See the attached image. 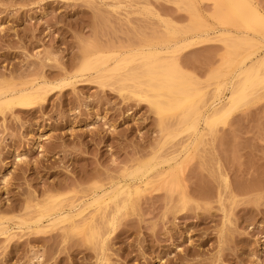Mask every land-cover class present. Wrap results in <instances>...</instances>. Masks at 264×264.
<instances>
[{
  "label": "rangeland",
  "instance_id": "rangeland-1",
  "mask_svg": "<svg viewBox=\"0 0 264 264\" xmlns=\"http://www.w3.org/2000/svg\"><path fill=\"white\" fill-rule=\"evenodd\" d=\"M246 1L264 14V0ZM202 13L200 0H0V80H54L74 72L86 43L124 52L166 29L184 32ZM222 53L213 44L177 55L205 103L215 87L208 59L219 68ZM168 122L162 133L147 104L86 81L0 117V219L10 229L26 204L59 196L65 207L162 158L176 157L181 187L169 193L158 181L133 197L103 251L58 229L23 231L9 243L0 236V264H264V89L211 134L198 127L194 144Z\"/></svg>",
  "mask_w": 264,
  "mask_h": 264
},
{
  "label": "bare ground",
  "instance_id": "bare-ground-1",
  "mask_svg": "<svg viewBox=\"0 0 264 264\" xmlns=\"http://www.w3.org/2000/svg\"><path fill=\"white\" fill-rule=\"evenodd\" d=\"M200 1L203 13L184 32L166 29L154 42L146 40L137 48L114 54L100 51L94 43H86L72 73L64 72L54 80L38 75L19 83L0 80V117L14 110L42 108L54 91L86 81L147 104L162 133L171 128L168 120L174 118V131L196 135L201 127L211 134L237 108L264 89V46L261 42L264 14L259 6L246 0ZM145 13H150L148 8ZM213 44H220L223 53L218 56L219 68L214 67L216 61L208 59L207 77L208 81H214L215 87L210 101L205 103L206 92L180 67L177 55ZM223 93L225 98L222 99ZM195 137L193 144L198 135ZM40 138L46 139L45 135ZM175 159V156L162 158L155 165L146 167L138 165L128 171L129 181L98 186L97 191L85 196L84 200L71 201L65 207L59 196L26 204L25 214L16 218L17 222L13 224L15 232L0 219V236L9 243L21 237L23 231L37 234L54 228L65 235L82 236L89 244H100L103 251L116 216L132 206L133 197L158 181L169 193L181 189L170 170V162ZM164 164L167 169L163 168ZM181 201H186L182 193ZM102 228L110 229L102 233Z\"/></svg>",
  "mask_w": 264,
  "mask_h": 264
}]
</instances>
